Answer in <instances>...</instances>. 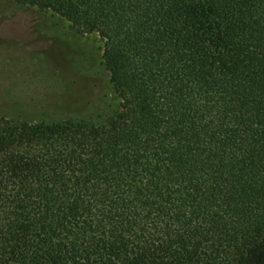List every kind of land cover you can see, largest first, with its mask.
Listing matches in <instances>:
<instances>
[{"label":"trees","instance_id":"trees-1","mask_svg":"<svg viewBox=\"0 0 264 264\" xmlns=\"http://www.w3.org/2000/svg\"><path fill=\"white\" fill-rule=\"evenodd\" d=\"M96 34L116 107L0 118V264H264V0H13Z\"/></svg>","mask_w":264,"mask_h":264},{"label":"rangeland","instance_id":"rangeland-1","mask_svg":"<svg viewBox=\"0 0 264 264\" xmlns=\"http://www.w3.org/2000/svg\"><path fill=\"white\" fill-rule=\"evenodd\" d=\"M103 42L63 18L0 0V118L59 122L109 116L116 97Z\"/></svg>","mask_w":264,"mask_h":264}]
</instances>
